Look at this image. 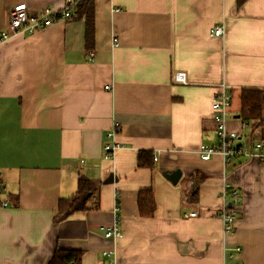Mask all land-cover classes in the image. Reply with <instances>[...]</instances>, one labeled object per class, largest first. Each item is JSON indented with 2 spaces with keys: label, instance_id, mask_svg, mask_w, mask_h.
<instances>
[{
  "label": "crops",
  "instance_id": "crops-1",
  "mask_svg": "<svg viewBox=\"0 0 264 264\" xmlns=\"http://www.w3.org/2000/svg\"><path fill=\"white\" fill-rule=\"evenodd\" d=\"M64 3L0 0V31L17 5L38 12ZM92 3L89 48L84 18L0 45V264H48L55 249L82 252L80 264H264V163L201 161L197 150L216 142L219 84L231 96L226 129L248 147L264 140V125L251 132L239 117L240 91H264V0ZM215 27L222 36H211ZM175 72L186 84L174 83ZM114 122L121 128L109 136ZM105 144L117 145L109 158ZM140 151L153 168L137 166ZM79 176L99 184L98 199L54 224ZM224 185L238 194L227 233ZM147 189L155 211L141 218L137 194ZM114 223L122 238L107 240Z\"/></svg>",
  "mask_w": 264,
  "mask_h": 264
},
{
  "label": "built area",
  "instance_id": "built-area-1",
  "mask_svg": "<svg viewBox=\"0 0 264 264\" xmlns=\"http://www.w3.org/2000/svg\"><path fill=\"white\" fill-rule=\"evenodd\" d=\"M79 1L80 0H65L64 6L60 11H52L45 8L38 12H31L24 4L15 6L9 14L7 28L0 31V44H3L9 39L23 33L30 35L38 30L49 27L58 21L75 19L77 17L75 9ZM222 34V27H215L211 32V36L214 37H220ZM113 41V45H117V40L115 38ZM89 56L92 60V54ZM173 81L174 83L186 84L184 73L175 72L173 75ZM217 88L218 92L211 104L212 119L215 124L214 133L216 136V142L212 146L202 144L197 148L200 160L208 161L210 158L216 156L221 160V163L225 165L234 160L256 157L260 162L264 163V140L256 139L254 144H252L251 147H248L247 144L242 143L241 136L237 132L226 129L225 123L228 117L231 96L224 84H219ZM104 89L108 90L109 86H106ZM120 128V125L117 122H114L109 132V136L115 135ZM116 147L117 145L112 146L105 144L103 148L106 153L105 157L109 158L111 152ZM229 192L225 185L220 189L222 203L219 208V217L223 224L224 233L231 230L236 218L234 210L238 205L237 192L234 190ZM115 197H117V195H115ZM228 204H230V207H228ZM6 206V202L0 204V207ZM195 216L196 213L189 214V217ZM104 238L112 241L122 238V232L118 229L117 223H114L107 228L104 232ZM238 253H240V248L234 247L228 252L227 257L233 259ZM110 255L111 253L103 252V256Z\"/></svg>",
  "mask_w": 264,
  "mask_h": 264
},
{
  "label": "trees",
  "instance_id": "trees-1",
  "mask_svg": "<svg viewBox=\"0 0 264 264\" xmlns=\"http://www.w3.org/2000/svg\"><path fill=\"white\" fill-rule=\"evenodd\" d=\"M241 1L242 0H237L238 4ZM75 11L77 14L76 18L78 20L81 18H84L85 20V43L87 48H89V44L93 41L94 32L92 18V0L79 1ZM263 107L264 91H240L239 117L244 123H247L251 132L261 128L264 125V118L262 116ZM136 162L137 166L140 168H153L154 166V162L152 161V157L149 152H138ZM98 192L99 184L97 182H93L83 176H79L77 178V187L75 193L68 198L60 199L58 201L56 207V215L53 218V223L57 224L66 220L73 213L88 210L90 203H92L94 199H98ZM196 197L197 192L195 191L192 193V202L196 201ZM93 204L95 205L94 208L97 207L98 201L96 200ZM136 204L139 216L141 218H151L154 215L155 211V201L152 190H140L137 194ZM81 256L82 252L80 251H62L59 249H55L53 256L48 264H80Z\"/></svg>",
  "mask_w": 264,
  "mask_h": 264
},
{
  "label": "water",
  "instance_id": "water-1",
  "mask_svg": "<svg viewBox=\"0 0 264 264\" xmlns=\"http://www.w3.org/2000/svg\"><path fill=\"white\" fill-rule=\"evenodd\" d=\"M180 175H181L180 171H179V170H175V171H173V172L170 174V176H169L168 178H169V180H170L173 184H176L177 181H178L179 178H180ZM228 207H230V204H228Z\"/></svg>",
  "mask_w": 264,
  "mask_h": 264
}]
</instances>
